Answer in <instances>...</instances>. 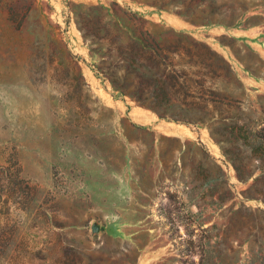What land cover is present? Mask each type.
<instances>
[{
	"label": "rangeland",
	"instance_id": "obj_1",
	"mask_svg": "<svg viewBox=\"0 0 264 264\" xmlns=\"http://www.w3.org/2000/svg\"><path fill=\"white\" fill-rule=\"evenodd\" d=\"M143 1L0 0V264H264V203L245 199L264 182L239 180L208 129L160 120L96 77L73 13L119 4L204 41L264 126V6L243 0L225 28L190 24L202 8L181 0ZM197 142L227 187L208 184L195 147L182 153Z\"/></svg>",
	"mask_w": 264,
	"mask_h": 264
},
{
	"label": "trees",
	"instance_id": "obj_2",
	"mask_svg": "<svg viewBox=\"0 0 264 264\" xmlns=\"http://www.w3.org/2000/svg\"><path fill=\"white\" fill-rule=\"evenodd\" d=\"M181 1L188 9L202 8L199 15L186 18L196 26L235 28L238 9L248 11L243 0ZM140 4L162 10L150 0ZM260 4L264 6V0ZM118 8L119 4H92L79 5L73 11L77 28L90 44L96 77L108 81L119 96H128L160 120L208 129L239 180L264 182V126L242 108L240 98L246 89L233 65L209 44L184 31L149 22L140 12ZM245 71L256 77L247 67ZM188 146L203 155L208 184L227 187L226 172L204 145L185 144L183 154ZM251 191L252 187L246 200L264 203V195L255 197Z\"/></svg>",
	"mask_w": 264,
	"mask_h": 264
},
{
	"label": "water",
	"instance_id": "obj_3",
	"mask_svg": "<svg viewBox=\"0 0 264 264\" xmlns=\"http://www.w3.org/2000/svg\"><path fill=\"white\" fill-rule=\"evenodd\" d=\"M92 230L94 233H97L100 231V227L98 225H93Z\"/></svg>",
	"mask_w": 264,
	"mask_h": 264
}]
</instances>
